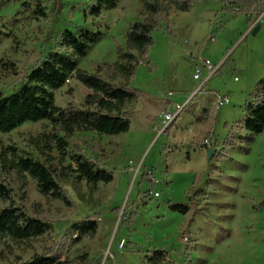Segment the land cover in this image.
Masks as SVG:
<instances>
[{
  "label": "rangeland",
  "instance_id": "rangeland-1",
  "mask_svg": "<svg viewBox=\"0 0 264 264\" xmlns=\"http://www.w3.org/2000/svg\"><path fill=\"white\" fill-rule=\"evenodd\" d=\"M95 3L0 0V93H12L65 29L84 26L105 34L80 61L81 70L93 73L95 65L115 62L130 25L143 19L141 0H117L99 17L89 13ZM38 6L46 16L34 12ZM223 7L221 0H196L192 12L171 13V31L164 25L154 30L150 61L129 83L144 92L129 132L67 137L64 165L71 163V153H81L112 172L114 180L93 189L64 183L75 201L68 207L44 197L27 177L26 209L53 229L27 241L0 235V264L47 251L60 261L85 258V264H264V131L248 140V131L238 125L264 77V7L262 30L242 37L253 19ZM208 58L222 65L200 86L194 75ZM90 92L71 77L55 101L79 106ZM218 95L230 102L218 108ZM175 102L187 106L161 131L165 110ZM49 132L47 122L25 123L1 134L0 146L33 151L32 139ZM228 137L238 143L223 148ZM210 149L215 154L209 160ZM53 155L58 167L61 157L57 150ZM11 179L18 190L21 178ZM173 202L187 203L189 212L172 211ZM82 220L97 222L95 235L78 237L72 226Z\"/></svg>",
  "mask_w": 264,
  "mask_h": 264
},
{
  "label": "trees",
  "instance_id": "trees-1",
  "mask_svg": "<svg viewBox=\"0 0 264 264\" xmlns=\"http://www.w3.org/2000/svg\"><path fill=\"white\" fill-rule=\"evenodd\" d=\"M223 10L248 12L258 0H221ZM196 0H141L143 19L132 23L127 31L125 46L119 45L117 58L113 63L95 65V72L89 73L79 68L81 60L104 38V32L80 26L75 30L61 32L55 46L48 54L24 72L19 85L10 94L0 93V135L7 134L25 123L47 122L49 133L32 139L33 151L21 152L15 145L0 146V235L15 241H27L53 229L52 223L33 216L26 209L25 180L30 177L39 192L47 198L59 200L68 207L75 205L74 199L64 183L73 182L93 189L100 183L109 184L114 174L99 167L91 157L81 153H71V163L64 165L68 156L67 137L77 132H93L100 135H119L129 132L136 115L135 103L144 92L129 85L136 70L143 63H149V50L154 44L153 32L163 25L171 31L172 12H190ZM117 0H96L89 13L99 17L106 9L115 8ZM40 16L46 13L40 6L34 11ZM75 77L91 92L81 105H57L56 92ZM245 117L238 125L248 131L245 137L264 131V77L260 79L246 103ZM63 133V135H62ZM244 138V137H243ZM234 137H228L223 148L236 145ZM57 150L61 157L58 167L53 164ZM45 157L42 160L35 155ZM15 174L21 178L18 190L11 179ZM172 211L186 214L190 210L187 203H170ZM130 220V217H129ZM73 229L82 235H95L98 224L92 220L75 223ZM164 257V255L162 256ZM60 261L51 251L34 254L30 259L12 264H85Z\"/></svg>",
  "mask_w": 264,
  "mask_h": 264
},
{
  "label": "built area",
  "instance_id": "built-area-1",
  "mask_svg": "<svg viewBox=\"0 0 264 264\" xmlns=\"http://www.w3.org/2000/svg\"><path fill=\"white\" fill-rule=\"evenodd\" d=\"M222 64L216 65L209 59H206L203 61V66L201 68H198L196 70V73L194 75V78L196 80H201V85H205L210 78L218 72ZM217 106L218 108L223 107L224 105L228 104L230 102L229 96H217ZM187 106V102L185 103H178L175 102L174 104L170 105L163 115L161 124H162V130L165 131L185 110Z\"/></svg>",
  "mask_w": 264,
  "mask_h": 264
},
{
  "label": "crops",
  "instance_id": "crops-1",
  "mask_svg": "<svg viewBox=\"0 0 264 264\" xmlns=\"http://www.w3.org/2000/svg\"><path fill=\"white\" fill-rule=\"evenodd\" d=\"M258 6H259V8H258V10H256L255 9V6L253 7V8H251L250 9V11H248V16H247V20H249V19H253V22L250 24V25H247V28H246V30H245V32L242 34V33H240V36L242 37V36H245V35H249V34H251L252 33V31L254 30V28L258 25V24H260L261 25V28H260V30H259V32L262 30V28H263V24H262V17H263V15L261 16V17H259L260 16V14H261V12H262V10H263V7H264V0H258ZM223 8H221V10H222ZM193 10H194V8H193ZM192 10V11H193ZM192 11H190V12H192ZM190 12H185V13H183V14H186V13H190ZM253 12L254 13H256V14H254V16H252V14H253ZM247 13V12H246ZM252 16V17H251ZM206 21V20H205ZM203 22H204V20H203ZM258 32V33H259ZM209 59V58H208Z\"/></svg>",
  "mask_w": 264,
  "mask_h": 264
},
{
  "label": "water",
  "instance_id": "water-1",
  "mask_svg": "<svg viewBox=\"0 0 264 264\" xmlns=\"http://www.w3.org/2000/svg\"><path fill=\"white\" fill-rule=\"evenodd\" d=\"M260 28H261V25L258 24V25L254 28V30L252 31V34H253V35H256V34L259 32ZM214 154H215V150L210 149V150L208 151V159H209V160L212 159V157H213Z\"/></svg>",
  "mask_w": 264,
  "mask_h": 264
}]
</instances>
